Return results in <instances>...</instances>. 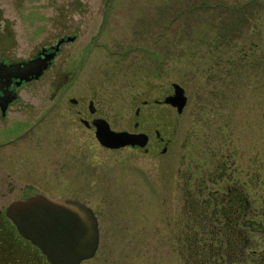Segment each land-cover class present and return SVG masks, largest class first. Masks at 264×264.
I'll use <instances>...</instances> for the list:
<instances>
[{
    "label": "rangeland",
    "instance_id": "1",
    "mask_svg": "<svg viewBox=\"0 0 264 264\" xmlns=\"http://www.w3.org/2000/svg\"><path fill=\"white\" fill-rule=\"evenodd\" d=\"M71 32L80 35L72 52L85 47L88 54L68 86L97 87L114 127L120 109L148 88L160 82L156 94L164 97L170 83L183 87L182 113L161 110L163 119L178 116L173 148L151 160L83 143L78 154L86 164L71 165L66 142L51 135L30 156L38 165L16 176L10 171L17 158L0 147L1 219L21 194L20 183L9 191L12 179L30 182L44 195L82 200L94 211L99 245L80 264H183L180 225L191 218L202 186L218 185L210 183L222 153L233 160L228 174L236 168L230 179L246 188L255 214L264 217V0H0V57L26 58ZM245 53L257 60L241 59ZM73 55L67 68L75 70ZM42 85L44 78L25 84L26 91ZM90 149L97 151L96 173L85 154Z\"/></svg>",
    "mask_w": 264,
    "mask_h": 264
},
{
    "label": "flooded vegetation",
    "instance_id": "2",
    "mask_svg": "<svg viewBox=\"0 0 264 264\" xmlns=\"http://www.w3.org/2000/svg\"><path fill=\"white\" fill-rule=\"evenodd\" d=\"M1 25H7V23L4 22ZM79 37V33L76 32L64 33L55 42L41 45L32 55L23 59L0 57V63L10 64L36 57L52 56L46 69L38 78L17 84L18 78L9 74L7 81L4 80L0 84V123L4 128L0 147L4 153L17 158L13 161V169L10 171L16 176L23 174L34 164L38 165L36 161L30 159V156L34 151L41 152L45 147V139L51 135H58L66 142L62 144V147L64 151L67 150L68 163L71 165H75L79 159L86 164V157L78 154L82 152L83 143L90 147L100 146L107 151L126 149L151 160L159 159L162 155L170 153L173 148V135L178 124V116L175 118L176 122L171 118L163 119L161 110L162 107H167L171 113L173 111L177 115L179 113L176 107L163 101L170 94L164 97L157 96L156 91L160 89V82L153 89L148 88L139 102L132 101V105L120 109L117 127L113 126L109 111L104 108L107 104L106 96L103 93L99 96L97 87L93 89V87L84 85L72 89L68 86L73 79L78 78V69L80 70L81 66L78 64L83 62L88 54L85 47L72 52L70 44L76 42ZM73 54L78 58L75 70L74 66L67 68V62L74 56ZM42 78L46 80L47 85L30 87L29 91H26L28 88L25 84ZM9 96L11 100L7 101ZM102 98L105 101H102ZM131 109L132 115L130 116L129 110ZM106 123L115 131L140 134L144 144L127 145L116 149L103 146L97 139L96 131L99 124ZM174 125L176 126L173 129ZM85 154L89 155V165L96 173L97 151L90 149ZM7 169L5 167L1 171ZM10 172H6V176L2 179L5 180L10 176ZM13 180L9 186L10 192L17 189L18 183L22 184L18 187L21 194L17 199L37 193L43 194L30 182H13ZM16 232L15 226L5 215L2 219L0 218V264H48L38 250L28 245H20L21 250L18 249Z\"/></svg>",
    "mask_w": 264,
    "mask_h": 264
},
{
    "label": "water",
    "instance_id": "3",
    "mask_svg": "<svg viewBox=\"0 0 264 264\" xmlns=\"http://www.w3.org/2000/svg\"><path fill=\"white\" fill-rule=\"evenodd\" d=\"M51 57H36L19 63H0V84L7 81L9 74L18 78L17 84L38 78ZM171 86L172 94L163 101L176 107L180 114L187 97L179 83L172 82ZM10 100L9 96L7 101ZM96 136L99 143L108 148L144 144L140 134L115 131L107 123L99 124ZM4 214L18 234L37 247L49 264H80L83 260L92 258L99 245L98 220L94 211L75 198H49L37 193L13 200L6 206Z\"/></svg>",
    "mask_w": 264,
    "mask_h": 264
},
{
    "label": "trees",
    "instance_id": "4",
    "mask_svg": "<svg viewBox=\"0 0 264 264\" xmlns=\"http://www.w3.org/2000/svg\"><path fill=\"white\" fill-rule=\"evenodd\" d=\"M243 56L241 59L250 62L257 60L254 54L250 57L249 53H245ZM220 156H223L219 161L222 168L225 167V171L231 170L233 163L231 156L226 153ZM217 166L220 168L216 163L215 167L218 169ZM222 168L217 178L210 183L211 186L218 185L213 190L209 186H202L196 193L195 205L188 210L191 218L180 225L181 227L179 226L177 247L182 262L183 264H264V217L255 214L246 188L236 185L230 179L236 168L233 166L231 174L222 171ZM258 172L257 168L256 174ZM222 184L224 189L219 187ZM16 234L18 249L22 247L20 245H28L40 252L18 232ZM40 254L43 255L41 252ZM42 257L45 258L44 255Z\"/></svg>",
    "mask_w": 264,
    "mask_h": 264
}]
</instances>
